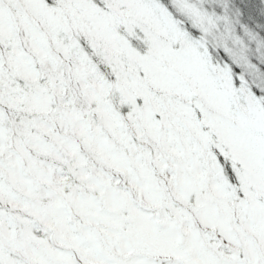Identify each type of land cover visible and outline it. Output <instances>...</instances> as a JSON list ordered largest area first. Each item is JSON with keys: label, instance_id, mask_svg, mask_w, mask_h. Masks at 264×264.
<instances>
[{"label": "rangeland", "instance_id": "obj_1", "mask_svg": "<svg viewBox=\"0 0 264 264\" xmlns=\"http://www.w3.org/2000/svg\"><path fill=\"white\" fill-rule=\"evenodd\" d=\"M260 1L0 0V264H264Z\"/></svg>", "mask_w": 264, "mask_h": 264}, {"label": "trees", "instance_id": "obj_2", "mask_svg": "<svg viewBox=\"0 0 264 264\" xmlns=\"http://www.w3.org/2000/svg\"><path fill=\"white\" fill-rule=\"evenodd\" d=\"M163 1L166 3L168 8L171 10V8L169 7L170 5H168L169 3L167 2V0H163ZM241 9L245 10L244 12L247 17L253 16L251 21L253 22L256 28L260 29V25L259 26L257 25L256 20H259V18H261L263 15L261 1L260 0H241ZM171 11L173 12V9ZM262 33L264 34L263 29H262ZM93 58L95 59V57Z\"/></svg>", "mask_w": 264, "mask_h": 264}]
</instances>
